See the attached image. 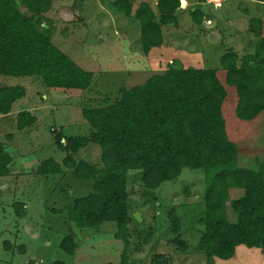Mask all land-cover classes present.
I'll list each match as a JSON object with an SVG mask.
<instances>
[{"label": "trees", "instance_id": "obj_1", "mask_svg": "<svg viewBox=\"0 0 264 264\" xmlns=\"http://www.w3.org/2000/svg\"><path fill=\"white\" fill-rule=\"evenodd\" d=\"M50 1L0 0V76L34 77L50 89L87 90L94 73L83 70L57 48L51 42L49 26L43 25V13L49 10ZM136 1L140 4L133 12L132 4ZM180 1L185 2L157 0L154 9L148 0H116L110 6L136 22L139 53L147 58L152 49L163 46L168 37L166 29L178 27L176 12ZM20 4L30 10V15L20 11ZM188 15L196 26H201L205 17L200 5ZM261 29V19H249L248 31L259 38L254 52L239 57L226 50L220 57L219 68L182 67L174 59L142 85L118 89V97L108 105L82 107L81 116L89 125V136L63 138L62 144V136L57 133L56 143L66 153L63 165L49 158L36 169L38 175L61 176L66 167L73 170L80 182H91L93 192L75 198L66 208L69 221L79 229L114 223L127 242L131 221L126 191L128 171H141L143 187L152 191L178 178L183 169L203 170L204 214L199 220L202 232L196 249L205 256L206 264H214V257L231 258L238 245L259 248L264 256ZM24 96V87H0V116L9 114L14 103ZM35 122L36 117L22 111L17 115V130ZM258 139L263 142L262 149L255 142L252 149L259 155L250 161L246 144ZM89 144L99 146L101 167L74 161V155ZM11 161L0 142V177L9 175ZM227 205L235 215L234 221L228 219ZM169 219L174 233H178L179 221L174 212ZM178 245L186 249L183 242ZM60 247L73 254L72 236L66 235ZM150 264H168V260L155 255Z\"/></svg>", "mask_w": 264, "mask_h": 264}, {"label": "rangeland", "instance_id": "obj_2", "mask_svg": "<svg viewBox=\"0 0 264 264\" xmlns=\"http://www.w3.org/2000/svg\"><path fill=\"white\" fill-rule=\"evenodd\" d=\"M113 1L51 0L49 10L43 13V25L50 28L51 42L83 70L94 73L87 90L50 89L34 77L0 76V87L21 86L26 91L12 111L0 117V142L12 160L11 174L0 177V264H50L53 261L150 264L155 255L164 256L168 264H206L205 256L196 249L202 232L199 220L204 214L203 170L183 169L178 178L152 191L143 187L141 171H128L126 191L131 221L126 232L127 242L114 223L79 229L68 221L65 209L75 198L93 192L90 181L80 182L73 170L66 167H63L61 179L54 178L51 182H43L34 172L41 161L49 158L63 165L66 153L59 148L56 137L62 136L63 144V138L89 136V125L81 116L82 107L108 105L118 97L121 88L142 85L153 74L164 71L166 60L175 59V64L182 67L214 69L220 67V57L228 48L234 49L239 57L248 54L257 45V38L248 32L233 33L227 20L235 21L234 16L240 11L245 21L240 20L235 29L243 26L246 30L249 19L264 18V6L246 1L250 3L246 7H254L245 12L241 10L244 4L238 6V1L227 0L220 9L225 23L219 19V29L212 24L214 29L208 27L213 30L212 35L207 36L206 25L210 23L202 21L201 26L192 25L188 14L200 5V11L208 16L209 12L213 13L212 2L217 1L207 0L206 3L204 0L203 5L199 0H187L185 5L180 1L176 12L179 25L166 29L169 44H163L160 55L152 54L151 62L139 53L138 25L133 18L115 12L110 6ZM139 2L132 4L133 12ZM156 2L148 0L152 9ZM19 9L30 15L24 4H20ZM125 26L132 30L123 31ZM170 32L172 36L168 35ZM25 109L33 110L37 121L19 132L17 112ZM262 138L264 136L260 140ZM255 142L259 146L263 144L259 139L248 141L249 154L246 155L250 161L259 155L252 149ZM93 146L80 150L73 157L74 161L101 167V150ZM21 204L25 210L23 206L20 208ZM226 211L228 219L234 221L235 215L229 205ZM171 212L179 221L178 233H174L170 223ZM133 213L140 214L139 222L132 217ZM66 235L73 238V254L60 247ZM179 241L186 249L178 245ZM213 263L219 264V261Z\"/></svg>", "mask_w": 264, "mask_h": 264}, {"label": "crops", "instance_id": "obj_3", "mask_svg": "<svg viewBox=\"0 0 264 264\" xmlns=\"http://www.w3.org/2000/svg\"><path fill=\"white\" fill-rule=\"evenodd\" d=\"M114 1H116V0H114ZM113 1V2H114ZM185 2L183 3V5H185V3L187 4V0H184ZM206 1V3H207V0H205ZM208 1H210V2H212V1H214V0H208ZM217 2H212V4L211 5H213L212 7H210V9H211V12H213V13H211L210 14V12H209V15L207 16V14H205V17H204V20H203V22L204 21H207L208 23H210L209 25H206V29H209V30H205L206 32H207V36L209 35H212V32H213V30H211L212 28H213V26H215V28H216V26H218L219 24H218V21H219V19L221 20V22L223 23L224 22V18H223V15H221V17H220V9L221 8H223L224 7V3H227V0H216ZM233 1H238V3H239V5L238 6H240L241 4H244V8H247V9H249L250 7H254V5H252V6H247L246 7V5H248V4H250V3H245L246 1H250V2H253V3H258V5H260V6H264V3H262V2H259V1H252V0H233ZM135 3H137V1L135 2ZM215 3H217V4H215ZM200 4H205L204 2H202V3H200ZM239 8V7H238ZM184 9V8H183ZM241 10L243 11V8H241ZM239 11V10H238ZM240 11L237 13V15H235L234 17L236 18L235 19V21H233V20H230V19H228L227 20V23H228V21H230V26L233 28V33H235V34H241L242 32L244 33V32H248V33H250L249 31H248V27L246 26V30H243V26L241 27V28H238V30H236L235 29V27L236 26H238L239 25V21L240 20H242V21H245V19L244 18H242L241 16H240ZM242 15V14H241ZM125 17V16H124ZM125 18H127V17H125ZM259 19H261V23H262V29H261V36L262 37H264V18H259ZM202 22V23H203ZM220 22V23H221ZM225 23V22H224ZM226 23V24H227ZM212 24H213V26H212ZM202 25V24H201ZM129 26V25H128ZM211 26H212V28H211ZM126 27V26H125ZM208 27H210V28H208ZM134 28H136V27H134ZM214 29V28H213ZM218 29H219V26H218ZM125 30H127V31H131L132 29H129L128 27H126V29L124 28L123 29V31H125ZM221 31V30H220ZM172 33V32H171ZM251 35H253L252 33H250ZM172 36V35H171ZM220 37V36H219ZM253 37H254V35H253ZM123 39H125V40H127V37H122ZM168 38H170V36L169 37H166L165 38V43L164 44H169V40L170 39H168ZM212 38V40H213V37H211ZM221 38V37H220ZM257 38V37H256ZM197 41L199 40L198 38H195ZM222 40V39H221ZM257 40L259 41V38H257ZM215 41V40H214ZM212 42V41H211ZM164 46V45H163ZM163 46H161L160 48H158V49H152L150 52H149V54L147 55V61H151V55L152 54H154L155 53V55L156 54H161V49L163 48ZM256 47V46H255ZM255 47H252V49L248 52V54H251V53H253L254 52V49H255ZM201 50H202V48H201ZM228 50H231V51H234L238 56H239V54L234 50V49H232V48H228L227 49V51ZM226 52V50L224 51V53ZM223 53V54H224ZM222 54V55H223ZM243 54H245V53H243ZM158 55V56H159ZM221 55V56H222ZM159 61V60H158ZM152 62V61H151ZM167 62H169L168 60H166L165 61V63L167 64ZM157 64V66L158 65H160V62H158V63H156ZM165 66V65H164ZM24 89H25V87H24ZM25 95H26V91H25ZM25 97V96H24ZM23 97V98H24ZM17 102V101H16ZM15 104V103H14ZM13 108V107H12ZM12 111V110H11ZM22 111H27V112H29L32 116H34V112H33V110H28V109H25V110H21V111H19V112H17V114L18 113H20V112H22ZM8 115V114H7ZM7 115H4V116H0V117H6ZM35 117V116H34ZM36 121H37V119H36ZM16 122H17V116H16ZM36 123V122H35ZM34 123V124H35ZM33 124V125H34ZM32 125V126H33ZM17 128V127H16ZM29 127H27V128H25V129H28ZM25 129H23V131L25 130ZM17 131H19V130H17ZM20 132V131H19ZM89 145H95V144H89ZM89 145H87V146H89ZM4 146V145H3ZM87 146L85 147L86 149H87ZM95 146H97V145H95ZM95 146H93V147H95ZM5 147V146H4ZM85 148H82V149H80V150H83V149H85ZM88 148H90V147H88ZM6 149V148H5ZM95 149H96V147H95ZM79 150V151H80ZM78 151V152H79ZM77 152V153H78ZM85 152H86V150H85ZM76 153V154H77ZM75 154V155H76ZM74 155V156H75ZM53 159V158H52ZM56 161V160H55ZM57 162V161H56ZM39 165V164H38ZM38 167V166H37ZM37 167H36V169H37ZM36 169H35V174L36 175H38L37 173H36ZM11 174V168H10V173H9V175ZM8 175V176H9ZM38 176H41V178H40V180H42L43 182H46V180H48L47 182H51L52 180L53 181H57V180H60L61 178V176L60 175H47V176H42V175H38ZM5 177H7V176H5ZM54 178H55V180H54ZM22 206H23V209L25 210V208H24V205L23 204H21ZM63 210V212H64V209H62ZM66 210V209H65ZM66 217H67V211H66ZM68 219V218H67ZM68 221H69V219H68ZM70 223H72L71 221H69ZM108 223H110V222H108ZM73 224V223H72ZM103 224H105V223H103ZM102 224V225H103ZM123 254V253H122ZM213 261H219V264H264V256H263V254L261 253V251H260V249L259 248H255V247H252V248H249V247H246V246H244V245H238L236 248H235V253H234V255L231 257V258H229V259H226V260H223V259H219V258H216V257H214L213 258Z\"/></svg>", "mask_w": 264, "mask_h": 264}, {"label": "water", "instance_id": "obj_4", "mask_svg": "<svg viewBox=\"0 0 264 264\" xmlns=\"http://www.w3.org/2000/svg\"><path fill=\"white\" fill-rule=\"evenodd\" d=\"M132 217L136 220V221H140L141 220V217H140V214L139 213H133L132 214Z\"/></svg>", "mask_w": 264, "mask_h": 264}]
</instances>
